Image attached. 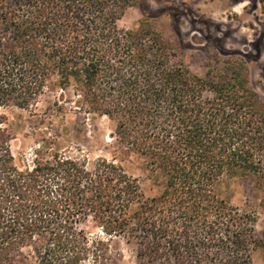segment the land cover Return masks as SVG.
<instances>
[{"label": "trees", "instance_id": "1", "mask_svg": "<svg viewBox=\"0 0 264 264\" xmlns=\"http://www.w3.org/2000/svg\"><path fill=\"white\" fill-rule=\"evenodd\" d=\"M132 1L0 0V110L46 133L19 164L0 112V264H110L113 237L144 264H252L258 248L264 264L256 209L217 190L223 175L249 177L264 212V101L241 59L199 75L146 21L118 26ZM67 111L110 121V156L89 165L77 142L80 154L64 149L81 131ZM130 156L159 179L155 194Z\"/></svg>", "mask_w": 264, "mask_h": 264}, {"label": "rangeland", "instance_id": "2", "mask_svg": "<svg viewBox=\"0 0 264 264\" xmlns=\"http://www.w3.org/2000/svg\"><path fill=\"white\" fill-rule=\"evenodd\" d=\"M140 21L158 30L170 41L180 61L193 72L204 75L208 70L223 67L226 59H241L249 74V85L264 101V0H133L128 5L118 26L134 28ZM43 104L40 101L39 107ZM66 107H70L69 104ZM7 118L13 137L10 149L17 163L24 164L33 158L34 149L44 138V124L36 127L30 122L27 111L15 108L0 110ZM43 122H49L47 118ZM81 122L76 138L64 143V149L80 154L75 142L82 148L89 165L98 156H110L113 139L111 123L105 116H90L84 123L82 115L67 111L65 123L69 126ZM125 169L137 177L145 195L151 196L159 189V179L136 156L122 161ZM252 181L240 175H223L217 184L219 195L235 206L256 209L255 231L264 241V212L257 193L253 199ZM90 238L104 237L97 228L85 222L81 225ZM24 254H30L28 249ZM110 264H144L135 257L132 246L120 238H112ZM252 264H263L261 248L253 252Z\"/></svg>", "mask_w": 264, "mask_h": 264}]
</instances>
